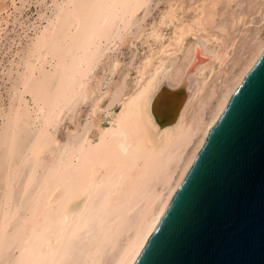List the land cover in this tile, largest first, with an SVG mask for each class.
I'll use <instances>...</instances> for the list:
<instances>
[{"label": "bare ground", "instance_id": "bare-ground-1", "mask_svg": "<svg viewBox=\"0 0 264 264\" xmlns=\"http://www.w3.org/2000/svg\"><path fill=\"white\" fill-rule=\"evenodd\" d=\"M37 2L1 75L0 264H134L264 53V0Z\"/></svg>", "mask_w": 264, "mask_h": 264}, {"label": "water", "instance_id": "water-1", "mask_svg": "<svg viewBox=\"0 0 264 264\" xmlns=\"http://www.w3.org/2000/svg\"><path fill=\"white\" fill-rule=\"evenodd\" d=\"M134 264H264V53Z\"/></svg>", "mask_w": 264, "mask_h": 264}, {"label": "rangeland", "instance_id": "rangeland-1", "mask_svg": "<svg viewBox=\"0 0 264 264\" xmlns=\"http://www.w3.org/2000/svg\"><path fill=\"white\" fill-rule=\"evenodd\" d=\"M37 1L38 0H27L25 3L21 4L19 0H14L15 5L19 7L18 11H14L12 0H0V3L7 4L8 11L10 13V16H7V13L5 12L1 14L2 16L0 15V20H2L0 29H4V31L1 33L2 35L0 36V92L2 93H4V85L1 78L2 70L3 67L7 64V60L11 57V53L14 50V44L11 49H9L8 46L13 38L17 39L19 36H21V38H24L27 33H30L31 25L35 23V19L38 16V11L41 9V7L44 6V4L42 6L38 4ZM158 1H160L159 7H162L164 5L165 0H154V2ZM47 2H49V0H46V3ZM157 10L158 8L152 11L150 16L147 18L146 21L148 23L150 22L152 17L155 16ZM128 47L129 46L127 44H124L122 46H119L115 50H110L107 52L106 59L104 60V62L112 57H117L120 62L122 60L121 65L123 64V66L118 69L117 73L114 76V79L118 78L119 73H121L123 67H125L126 63H128L129 61L131 50ZM133 48L138 50L141 47L135 44V47ZM103 72V64H100V66L97 68L96 74L101 75L103 74ZM130 82L131 79H128V85H130ZM103 89H106V85L103 86ZM88 109V105H81L78 117L73 119L72 122L68 119H65L58 131V135L60 137H64L67 134V131L73 127L74 122H77V119H79V117L80 119L85 117L88 112Z\"/></svg>", "mask_w": 264, "mask_h": 264}]
</instances>
